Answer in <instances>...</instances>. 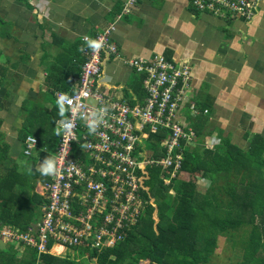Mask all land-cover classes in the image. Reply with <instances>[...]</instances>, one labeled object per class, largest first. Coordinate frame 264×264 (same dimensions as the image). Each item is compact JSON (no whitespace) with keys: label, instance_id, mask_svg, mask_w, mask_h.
<instances>
[{"label":"crops","instance_id":"1","mask_svg":"<svg viewBox=\"0 0 264 264\" xmlns=\"http://www.w3.org/2000/svg\"><path fill=\"white\" fill-rule=\"evenodd\" d=\"M192 3L193 0H145L132 13L119 17L125 0H0V118L2 129L10 124L8 120L14 121L7 136L11 156L23 155L25 104L41 101L43 105L38 104L35 117L42 120L40 109L47 110L50 118L41 126L50 128L54 108H64L49 95L50 91L57 98V93L74 92L76 85L74 91L61 92L50 87L49 77L58 79L73 72L76 60L83 56L84 37L93 38L110 27L117 53L106 55L98 88L112 104H127L123 99L134 93L130 87L141 82L139 79L143 84L145 78L134 73L125 59L161 54L192 65L188 102L178 114L179 120L194 127L193 111L201 116L203 107L211 108L215 113L209 114V135H217L215 130L219 129V139L224 137L241 149L250 147L254 135L264 139V1L259 14L249 22L228 11L200 10ZM143 88L146 89L144 84ZM55 101L57 105L53 106ZM64 111L67 113L66 108ZM21 115L23 119L17 120ZM55 119L61 136L66 115ZM194 121L201 123L199 118ZM14 130L18 136L10 140ZM202 180L209 179L200 176L197 183ZM30 185L23 186L30 190L27 198L44 196L41 177L33 176Z\"/></svg>","mask_w":264,"mask_h":264},{"label":"built area","instance_id":"2","mask_svg":"<svg viewBox=\"0 0 264 264\" xmlns=\"http://www.w3.org/2000/svg\"><path fill=\"white\" fill-rule=\"evenodd\" d=\"M144 1L125 0L119 17L132 13ZM263 1L193 0L192 5L200 10L228 11L251 20ZM112 31L110 27L94 37L102 41L96 52L82 50L86 60L75 92L57 93L67 117L52 158L50 180L44 183L48 204L42 216L22 232L7 225L0 229V239L35 250L38 257L60 256L62 250L75 248H87L97 254L113 249L128 236L143 212L139 170L153 165L171 170V176L164 177L165 184H170L181 169L187 146H195L201 139L193 126L178 119L188 102L187 90L193 79L192 65L188 62H175L161 54L125 59L134 73L145 75V97L142 101L135 99V105L112 104L100 92L98 87L106 63L104 54L117 53ZM163 131L166 134L162 141L155 139L163 155L155 158V153L148 152V144L154 142L150 134ZM215 139L219 144L217 136L208 135L203 140ZM26 143L25 153L30 155L37 140L28 137ZM214 144L204 145L212 149ZM78 148L86 154L88 162L75 157ZM104 154L109 156L107 167L96 168L90 163L102 160ZM93 260L96 262V258Z\"/></svg>","mask_w":264,"mask_h":264},{"label":"trees","instance_id":"3","mask_svg":"<svg viewBox=\"0 0 264 264\" xmlns=\"http://www.w3.org/2000/svg\"><path fill=\"white\" fill-rule=\"evenodd\" d=\"M82 57L76 60V69L70 74L58 79V76L49 77L48 84H52L50 87L61 92L74 91L73 86L80 79L81 66L86 60ZM139 80L141 82L130 87L134 93L124 97V102L135 105V99L142 101L145 97L142 79ZM53 92L50 91L49 95L57 100ZM187 108L191 110V105L188 104ZM54 109L53 124L48 129L41 126L50 118L47 110L40 109L43 118L38 120L35 117L36 109H27L29 119L23 123L21 140L25 143L27 137H35L37 150L30 155L23 151L25 164L11 156L8 143L0 142V149L3 150L0 151V161L4 163L5 158L14 160L13 165L6 168L4 177L0 175L2 226H13L22 232L31 223L39 221L43 203L47 201L48 204L46 197L40 195L41 203L35 205L37 208L30 207L32 196L27 198L24 188L19 186L23 182L31 186L33 176L40 177L34 169L35 164L39 161L47 164L55 155L60 139V131L54 124L55 118L67 117V113L57 106ZM210 109L203 107L200 110L201 116L191 117L196 135L202 139L195 146H187L180 172L170 184H165L164 177L168 179L171 174L163 170L162 166H146L139 170L137 176L144 200L143 212L139 214L137 223L131 226L128 236L113 249L97 254L87 248H75L67 250L71 253L67 256L43 254L38 257L35 250L27 249L21 254L15 248H7L0 250V264H141L147 260L149 264H212L221 237H229L236 251L243 252L237 264H264V139L254 135L250 139V147L241 149L221 137L220 141L225 147L223 153L218 151L219 144L214 149L206 148L203 139L210 133L203 120L209 118ZM205 110L209 111L208 114H204ZM194 118H199L201 123H196ZM2 124L0 118V137L3 136ZM165 134V131L158 135L150 134V140L154 141L151 148L156 150L155 158L163 155L155 139L161 142ZM74 155L84 163L89 161L80 148ZM90 163L96 168L107 167L109 156L104 154L102 160H91ZM21 164L24 167H20ZM25 168H30L27 178L19 171ZM186 175L191 178L186 180ZM200 176L210 180V188L204 192L198 190L197 178ZM44 177L46 181L50 180L46 173ZM28 254L31 256L26 259Z\"/></svg>","mask_w":264,"mask_h":264},{"label":"rangeland","instance_id":"4","mask_svg":"<svg viewBox=\"0 0 264 264\" xmlns=\"http://www.w3.org/2000/svg\"><path fill=\"white\" fill-rule=\"evenodd\" d=\"M237 19H240V17L238 16V15H236V14H233ZM41 96H45V94H41ZM40 96V97H41ZM92 103H94V104H96V101H94V100H92L91 101ZM38 104H40L41 106L43 105L42 104V102L41 101H28L26 104H25V106L23 107V111H22V114L24 113V112H27V109L29 108V107H31V108H38ZM53 104V106L54 105H57V101H55V102H53L52 103ZM15 106V105H14ZM62 109H64L63 107H61ZM36 112L38 111V110H35ZM29 112H31V111H29ZM197 112L198 111H193V115H196L197 114ZM204 113H206V112H204ZM211 113H212V115L215 113V112H213V110H211ZM29 115V114H28ZM197 116V115H196ZM210 117H211V115H209ZM29 116H26V122H27V119H29L28 118ZM199 117V116H198ZM17 118V120H22L23 119V116L21 115V116H18V117H16ZM15 118V119H16ZM7 119V118H6ZM8 120V119H7ZM9 121V123L10 124H8L7 125V128L6 129H2V127H1V133H2V135L3 136H1L0 137V142L1 143H7V142H9V140H8V131H9V127H12V125H11V122H14L13 121V118H11L10 120H8ZM203 123L206 125V127H208V125L210 124V119L209 118H207V120H203ZM14 124V123H13ZM2 126H3V124H2ZM216 131V133H217V135H220L221 136V134H220V131H219V129L217 130H215ZM17 133H18V131H15L14 130V132L10 135V140L12 139V136L13 135H15V136H18L17 135ZM214 135V134H213ZM217 135H214V136H217ZM219 138V137H218ZM202 139V138H201ZM217 141V144H218V139H215V140H213L212 142L211 141H207V140H205V142H204V144L206 145V144H210V145H213L215 142ZM217 144H214V147L212 148V149H214L215 147H216V145ZM36 150V148H34L33 150H32V152L33 151H35ZM148 152H150V153H155V149L154 148H151V145L150 144H148ZM0 151H3V150H1L0 149ZM218 151L220 152V153H223L224 151H225V147L222 145V142L221 141H219V149H218ZM31 152V153H32ZM5 160L6 161H4V163H3V161H0V175L2 176V177H4V175H5V172H7V170H6V168H8V167H10V166H12L13 165V162H14V160H12V159H6L5 158ZM25 158L22 156L21 158H19L18 160H16L17 162H22V163H26L25 162ZM46 166H44L41 162H37L36 164H35V168L38 170L39 169V175H40V177L43 179V183H45L46 182V179L47 178H45L44 176H45V174H43L42 175V172H43V169L45 168ZM263 169V168H262ZM21 173H23L24 174V178H27V177H29V172H30V168H25V169H22V170H19ZM50 173V172H49ZM47 175V174H46ZM0 176V177H1ZM191 177L190 176H188V175H186L185 176V179L186 180H189ZM29 180H32V178H30ZM198 180H199V178L197 179V182H198ZM23 185L21 186V188L24 186V185H26L24 182L22 183ZM209 182H207V181H200L199 182V184H198V190L200 191V192H204L208 187L207 186H209ZM205 186V187H204ZM20 188V187H19ZM28 190V191H27ZM30 192V190L26 187L25 189H24V193H25V195H28L29 196V193ZM32 196V195H31ZM30 198V197H29ZM32 198H33V200H32V202H30L29 203V205H30V207H36L37 208V206H35V205H37L38 203L40 204L41 203V196L40 195H35V196H32ZM45 198V197H44ZM47 199L45 198V201H46ZM46 203H47V201H46ZM46 203L44 204L43 203V205H42V207H41V209L43 210V208H44V206L46 205ZM4 226H2V227H0V229L1 228H3ZM218 245H219V250L217 251V253L215 254V257H214V259H213V261H212V264H237L241 259H242V256H243V252L242 251H236V249H235V247H233L232 246V240H230L229 239V237H227V238H225V237H221L220 238V240H219V242H218ZM8 248V249H7ZM13 248H15V250H17L19 253H21V254H24L25 253V251L28 249V248H26L25 250L24 249H21L20 247H19V245H17V244H15L14 242H12V241H7V243H6V249L7 250H12ZM58 251H61V249L60 250H58ZM58 253V252H57ZM62 256H67V255H71V253L70 252H68L67 250H62ZM30 254H28V256H25L26 257V259H29L30 258ZM24 257V258H25ZM141 264H149V261L147 260V261H143Z\"/></svg>","mask_w":264,"mask_h":264},{"label":"clouds","instance_id":"5","mask_svg":"<svg viewBox=\"0 0 264 264\" xmlns=\"http://www.w3.org/2000/svg\"><path fill=\"white\" fill-rule=\"evenodd\" d=\"M260 8H261V5H260ZM259 11H260V9H259ZM258 14H259V12H258ZM257 14V15H258ZM256 15V16H257ZM255 16V17H256ZM254 17V18H255ZM254 18H252L251 20H253ZM243 22H249V21H251V20H244V19H242V18H240ZM84 43H85V45L89 48V49H91L93 52H96L97 50H99L100 48H101V44H102V41H100V40H97V39H91V38H89V37H87V36H85L84 37ZM28 138V137H27ZM35 138V137H34ZM27 140V139H26ZM25 146H24V149H23V151L25 152V149H26V147H27V143H26V141H25ZM36 150H37V145H36ZM52 162H48L47 163V166L43 169V172H42V175L43 174H45V173H49V172H51V170H52V164H51ZM2 240V239H1ZM5 242V241H4ZM19 247L21 248V249H24V247L23 246H21V245H19ZM25 250V249H24ZM22 256V255H21Z\"/></svg>","mask_w":264,"mask_h":264},{"label":"water","instance_id":"6","mask_svg":"<svg viewBox=\"0 0 264 264\" xmlns=\"http://www.w3.org/2000/svg\"><path fill=\"white\" fill-rule=\"evenodd\" d=\"M0 250H6L5 242L1 239H0Z\"/></svg>","mask_w":264,"mask_h":264},{"label":"bare ground","instance_id":"7","mask_svg":"<svg viewBox=\"0 0 264 264\" xmlns=\"http://www.w3.org/2000/svg\"><path fill=\"white\" fill-rule=\"evenodd\" d=\"M204 151V150H203ZM190 156V155H189ZM144 220V219H143ZM188 227V226H187ZM145 230V229H144ZM148 233V232H147Z\"/></svg>","mask_w":264,"mask_h":264}]
</instances>
